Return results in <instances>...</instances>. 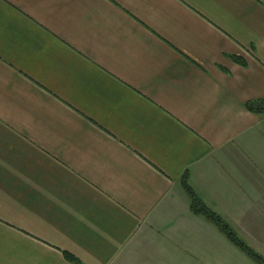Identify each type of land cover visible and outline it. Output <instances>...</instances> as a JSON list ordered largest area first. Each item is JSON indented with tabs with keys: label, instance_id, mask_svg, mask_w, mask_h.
Returning <instances> with one entry per match:
<instances>
[{
	"label": "crops",
	"instance_id": "crops-1",
	"mask_svg": "<svg viewBox=\"0 0 264 264\" xmlns=\"http://www.w3.org/2000/svg\"><path fill=\"white\" fill-rule=\"evenodd\" d=\"M264 0H0V264H261Z\"/></svg>",
	"mask_w": 264,
	"mask_h": 264
},
{
	"label": "trees",
	"instance_id": "trees-1",
	"mask_svg": "<svg viewBox=\"0 0 264 264\" xmlns=\"http://www.w3.org/2000/svg\"><path fill=\"white\" fill-rule=\"evenodd\" d=\"M248 108L256 113H264V99L251 101L248 103ZM183 185L190 195L192 201V210L205 216L208 220L215 223L220 230L226 234V236L238 247H240L249 256L255 259L257 262L264 264V257L252 250L244 241H242L232 227L214 210L208 207L203 200L194 192L190 187L186 178L183 179ZM65 256L72 264H81L80 261L74 257L72 254L65 253Z\"/></svg>",
	"mask_w": 264,
	"mask_h": 264
}]
</instances>
